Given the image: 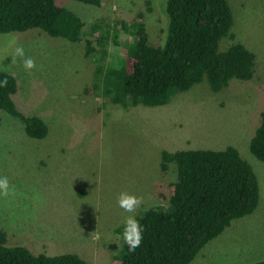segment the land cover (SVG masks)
Returning a JSON list of instances; mask_svg holds the SVG:
<instances>
[{"label":"rangeland","instance_id":"374dc122","mask_svg":"<svg viewBox=\"0 0 264 264\" xmlns=\"http://www.w3.org/2000/svg\"><path fill=\"white\" fill-rule=\"evenodd\" d=\"M166 1L102 0L97 8L57 0V6L84 23L81 43L37 29L0 34V73L16 80V109L42 119L48 129L45 138L31 139L19 120L0 112V177L6 176L11 188L8 196L0 195V231L7 246L24 247L33 255L73 254L87 264H112L123 248L119 228L124 218L166 201L172 192L173 173H161V152L230 146L254 171L259 204L253 213L233 220L190 264L264 261V162L248 149L264 111V0H226L233 40L221 39L218 48L224 52L240 43L250 51L255 56L251 80H231L215 94L203 80L165 106L126 110L90 91L96 63L83 56V42L92 40L95 47L96 39L106 35L104 65L111 66L125 58L129 40L115 23L137 20L149 43L160 46ZM93 24L100 27L94 35ZM18 46L34 59L31 72L19 58L13 63ZM121 191L142 196L144 203L126 213L117 204Z\"/></svg>","mask_w":264,"mask_h":264},{"label":"trees","instance_id":"16d2710c","mask_svg":"<svg viewBox=\"0 0 264 264\" xmlns=\"http://www.w3.org/2000/svg\"><path fill=\"white\" fill-rule=\"evenodd\" d=\"M56 1L0 0V34L37 29L52 38L81 43L84 23ZM73 1L97 8L102 4V0ZM165 16V38L160 46L149 43L141 22L115 23L114 28L120 27L129 40L123 47L125 58L111 66L104 65L106 35L96 39L95 47L92 40L83 42V56L96 63L90 89L93 95L123 110L154 108L167 105L203 80L215 94L231 80L253 78L255 56L243 45L234 43L224 52L218 50L221 39L233 40L229 35L233 19L226 0H167ZM99 28L91 25V34ZM92 53L95 58H90ZM5 78L8 83L0 87V112L19 120L27 137L45 138L48 129L44 121L16 109L12 100L16 80L0 73V81ZM248 149L256 160L264 162V111ZM160 156L161 173H173L172 192L166 201L138 212L135 218L143 226L142 242L135 251H129L123 242L112 264H190L233 220L253 213L259 204L256 175L234 147L162 151ZM119 230L123 232L124 224ZM0 264L87 263L73 254L33 255L24 247H9L6 234L0 231Z\"/></svg>","mask_w":264,"mask_h":264},{"label":"clouds","instance_id":"9594fccd","mask_svg":"<svg viewBox=\"0 0 264 264\" xmlns=\"http://www.w3.org/2000/svg\"><path fill=\"white\" fill-rule=\"evenodd\" d=\"M18 58L26 71L31 72V70L36 67L34 59L25 55L23 46L15 48L13 53V63H16ZM7 83V78H5L3 81H0V87H6ZM10 191L11 188L8 178L6 176L0 177V195L6 197L10 194ZM143 203L144 199L142 196H137L128 191H121L117 197L118 206L126 213H134ZM123 223L124 230L122 233V239L124 243L127 244L129 251H135V249L140 246L143 239V226L134 215L126 216Z\"/></svg>","mask_w":264,"mask_h":264}]
</instances>
